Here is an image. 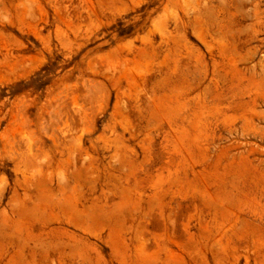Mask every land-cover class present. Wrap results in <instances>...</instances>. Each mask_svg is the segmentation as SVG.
Segmentation results:
<instances>
[{
  "label": "rangeland",
  "instance_id": "rangeland-1",
  "mask_svg": "<svg viewBox=\"0 0 264 264\" xmlns=\"http://www.w3.org/2000/svg\"><path fill=\"white\" fill-rule=\"evenodd\" d=\"M0 264H264V0H0Z\"/></svg>",
  "mask_w": 264,
  "mask_h": 264
}]
</instances>
